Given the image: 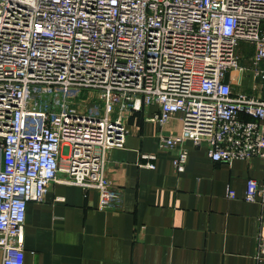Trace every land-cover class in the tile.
<instances>
[{"label": "built area", "instance_id": "1", "mask_svg": "<svg viewBox=\"0 0 264 264\" xmlns=\"http://www.w3.org/2000/svg\"><path fill=\"white\" fill-rule=\"evenodd\" d=\"M239 41L251 48L247 67ZM263 63L264 0H0V264H23L26 203L52 182L119 209L107 152L143 106L157 108L147 120L159 126L178 114L176 132L156 135L177 173L187 140L212 161L264 160ZM84 90L95 97L81 101ZM243 200L264 205V187L247 180Z\"/></svg>", "mask_w": 264, "mask_h": 264}, {"label": "crops", "instance_id": "2", "mask_svg": "<svg viewBox=\"0 0 264 264\" xmlns=\"http://www.w3.org/2000/svg\"><path fill=\"white\" fill-rule=\"evenodd\" d=\"M155 112L147 105L126 114L124 144L107 152L105 175L120 189L118 210H98L93 189L61 182L26 203L23 264H264V257L254 259L264 205L243 200L247 180L264 187V160L212 161L204 146L187 140L177 173L175 150L159 148L156 135L176 132L178 114L159 126L147 120ZM146 161L154 168L139 166Z\"/></svg>", "mask_w": 264, "mask_h": 264}, {"label": "rangeland", "instance_id": "3", "mask_svg": "<svg viewBox=\"0 0 264 264\" xmlns=\"http://www.w3.org/2000/svg\"><path fill=\"white\" fill-rule=\"evenodd\" d=\"M237 51L239 54H241L244 58H242L244 61H242V59H240L239 63L245 67L249 66V63H247L246 61V57L248 55L251 54V48H250V45L242 42V41H239L238 44H237ZM264 64V63H263ZM246 74L244 72V75H243V84L242 86L245 87L246 91H249V84L246 82H248V79L245 77ZM247 79V80H246ZM241 90L244 89L243 87L240 88ZM95 97V93H87L86 90L84 91H80V99L81 101H87V99H91V98H94Z\"/></svg>", "mask_w": 264, "mask_h": 264}, {"label": "water", "instance_id": "4", "mask_svg": "<svg viewBox=\"0 0 264 264\" xmlns=\"http://www.w3.org/2000/svg\"><path fill=\"white\" fill-rule=\"evenodd\" d=\"M225 80H226V76H225V78H224V82H225Z\"/></svg>", "mask_w": 264, "mask_h": 264}]
</instances>
